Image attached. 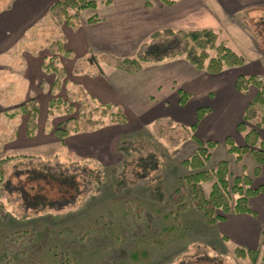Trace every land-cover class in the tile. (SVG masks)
I'll return each mask as SVG.
<instances>
[{
  "label": "rangeland",
  "instance_id": "obj_1",
  "mask_svg": "<svg viewBox=\"0 0 264 264\" xmlns=\"http://www.w3.org/2000/svg\"><path fill=\"white\" fill-rule=\"evenodd\" d=\"M13 1L0 0V9L12 7ZM18 1L14 4L23 2L28 8L23 22L33 23V18L43 14L44 4L48 0ZM82 15L87 20L85 12ZM46 19L43 17L33 24L29 37L35 36L36 40L29 39L25 44L30 48L37 47V50L47 47L41 53L51 54L46 38L55 34L58 38L60 36L46 25ZM232 21L239 32H224L220 38L227 35L224 40L228 45L247 59L245 68H257L254 75H264V9L241 12L232 16ZM58 26L63 36L64 25ZM140 38L133 39L134 45L127 51V56H137L142 45ZM98 54L100 56L94 61L88 59L87 62L94 67L98 62L114 63V59L107 56L108 52ZM63 61L70 72L66 78L69 81L90 82L87 77L94 76L91 68L86 70V78L76 77L71 71L73 61ZM243 67L238 66V69ZM50 79L52 77H48ZM41 90L39 96L42 101H49L53 97L49 85ZM59 95L67 99L68 87L62 85ZM75 105L72 115L57 114L53 118L48 117L44 108L40 118L43 119L42 124L46 125V132L51 135L38 138L39 144L28 150L10 148L12 143L4 145V137H1L0 160L9 155H36L33 159L24 157L15 160V163H23L17 168L13 167V163L6 162V177L11 178L12 184L16 186L19 179L14 173L18 168L36 165L44 157L55 161L54 157L59 156L66 166H72L74 160L91 159L86 162L88 167L96 171L95 175L101 173L102 179L98 184L96 180L92 183V188L96 190L90 188L86 192L87 181L84 177L88 173L86 169L84 171V162L80 164L82 166L78 170L82 172L80 188L83 192L75 204L58 211L50 209L49 212H36L25 208L18 193L5 191L0 196V204L4 205L0 208V264H253L249 258H239L235 254V247L241 245L237 226L244 227L237 216L229 214L228 221L209 224L193 203L190 192L183 202L178 200L176 189L180 186L179 178L189 174L182 162L195 152L198 144L192 139V130L173 124L171 118H187L190 116L188 111L174 107L166 110L171 118L156 117L151 121L143 119L139 122L132 120V123L121 127L112 125L107 119L106 128L99 132L105 134L104 139H94V135L86 146L76 143L62 147L53 130L71 116H79L80 105L77 102ZM96 105L97 102L90 101L91 108ZM260 116H264V107L260 108ZM249 126L254 127L253 122ZM2 127L0 125V130L4 129ZM109 129L111 134L106 132ZM122 142L127 145L125 149L122 148ZM218 142L207 168L214 169L219 162L227 160L231 183L236 175L245 171L258 185L260 177L255 175L254 158L246 156L244 162L238 163L225 144ZM125 150L132 158H125ZM148 155H152L154 169L141 166L138 162L139 158L145 159ZM211 183L206 184L207 194ZM251 201L255 208V199ZM261 202L264 207L263 200ZM182 203H185L184 207ZM255 215L264 226V209L258 210ZM260 247L262 257V242Z\"/></svg>",
  "mask_w": 264,
  "mask_h": 264
},
{
  "label": "crops",
  "instance_id": "obj_2",
  "mask_svg": "<svg viewBox=\"0 0 264 264\" xmlns=\"http://www.w3.org/2000/svg\"><path fill=\"white\" fill-rule=\"evenodd\" d=\"M55 1L48 0L44 4L43 14L33 18V23L23 22L28 9L23 2L18 5L14 4L16 2L14 0L12 7L10 5L0 9V91H2L0 125L4 128L0 130V140L4 137V145L12 143L10 148L13 149L28 150L39 144L38 138L51 135L46 132V125L42 124L43 119L40 118L44 108L48 115L50 100L42 101L39 96L44 86L49 85L52 90L54 84L55 75L46 73L43 69L44 59L50 53H41L47 47L37 50V47L30 48L25 43L29 39L36 40L35 36L29 37L33 24L41 21L43 17L46 19ZM97 1L99 3L97 8L81 12L82 24L79 28L63 26L66 41L64 45L71 54L61 56L60 60L67 75L70 72L64 59L73 61L71 71L76 77L86 78V70L91 68L94 70V76L88 74L90 82L87 80L75 82L71 79L70 81L75 86L83 87L99 103H111L124 108L128 122L123 125H112L121 127L132 123V120L139 122L143 119L151 121L156 117H169L166 110L176 107L188 111L190 116L183 118L176 115L178 118L175 119L178 120L169 117L173 124L182 127L184 124L181 123L193 122L194 132L201 139L221 141L227 150L226 139L229 136L238 144L245 143L244 134L239 131L238 124L242 121L256 88L251 87L248 92H241L236 82L238 76L254 75L257 71V68H245L248 64L247 59L243 68L226 67L218 74L199 70L182 56L146 63L143 70L137 73H128L103 62L96 63L97 66L94 67L87 61L92 58L94 61L101 52H108L107 56L110 57H126L127 51L134 45V38L141 37L139 42L143 43L154 31L166 28L174 30L213 28L220 35L224 32L230 34V31L239 32L237 25L232 21V16L250 10L264 9V0H176L173 5H165L160 0H150V4H147V0ZM21 12L23 13L20 14ZM83 12L87 20L83 19ZM94 15L101 19L89 22V18ZM226 38L227 35L223 40ZM263 76L262 74L259 78ZM48 77H52L51 81ZM180 91L189 94L185 104L181 103ZM32 98L38 100L41 112L38 131L35 136L29 137L27 134L29 116L20 112V107L23 102ZM104 128L106 126L94 132L73 133L64 143H60L62 147H70L76 143L86 146L92 140L91 136L95 135L94 139H104L105 134L99 133ZM257 130L264 139V128L258 127ZM53 132L57 137L54 130ZM106 132L111 134L110 129ZM218 144L219 142L217 146ZM246 156L252 155L246 154L244 158ZM244 158L238 163L244 162ZM255 175L260 177L258 185L264 184V164L260 173ZM253 182L255 183L254 180ZM251 199H255V208ZM251 199L250 205L252 204L253 210H256L255 214L258 210L264 209L261 202L262 200L264 202V192ZM255 214H232L237 216L239 223L244 226L243 228L237 226L240 232L239 243L251 248H258L261 242L262 244L264 242V226L255 218Z\"/></svg>",
  "mask_w": 264,
  "mask_h": 264
},
{
  "label": "trees",
  "instance_id": "obj_3",
  "mask_svg": "<svg viewBox=\"0 0 264 264\" xmlns=\"http://www.w3.org/2000/svg\"><path fill=\"white\" fill-rule=\"evenodd\" d=\"M165 5H173L176 0H160ZM147 0V4H150ZM97 0H56L49 9V16L46 25L53 29L54 34L59 33L60 38L53 35L47 37L51 54L45 57L43 69L46 73L55 75L54 84L51 90L53 97L49 101L48 117L53 118L57 114L72 115L76 109L75 103L80 106L79 116L70 117L68 120L59 123L54 129L55 134L62 143L67 137L78 132H94L100 130L107 124V119L112 124L123 125L128 122L125 110L121 106L111 103H99L94 97L80 86L73 85L67 80V71L61 63V56H70V51L65 48V37L59 26L66 25L73 29L81 26V12L85 9H95L98 7ZM101 18L94 15L89 18V22H97ZM58 23V24H57ZM185 57L191 64L199 70H205L211 74H218L226 67H237L245 64V58L232 49L226 40L220 38V33L213 28H201L174 30L171 28L154 31L149 39L142 43L137 56L115 57L111 65L128 73H137L143 70L146 63L160 62L166 59ZM93 60V58H92ZM62 85L68 87V98L64 99L59 95ZM237 88L241 92H248L251 87L256 88V92L248 104L242 121L238 124V129L244 134L245 143L238 144L232 137H227L226 144L229 153L235 155L236 161L241 162L246 154H251L257 166L255 173L259 174L264 164V139L261 138L257 128H264V116H260V108L264 107V79L257 75H240L236 82ZM181 103L188 101L189 94L180 91ZM90 98V99H89ZM90 101L97 102L94 108L90 107ZM20 112L29 116L27 122V134L29 137L35 136L39 128V115L41 106L36 98L23 102ZM14 117V114H13ZM254 124L250 127L248 123ZM72 123V124H70ZM194 125L182 126L192 130V139L198 144L195 152L182 163L189 171V174L180 177V186L176 189L179 193L178 200L183 202L189 192L192 194L193 203L209 224L224 222L229 214H255L250 205V199L264 192V184L255 186L253 179L247 173H242L234 177L233 183L230 181V165L227 160L219 162L214 169L207 168L212 156L213 149L217 146L215 140H203L194 132ZM121 144V143H120ZM122 148L127 147L123 143ZM136 152V150H134ZM125 150V158H132ZM134 156V155H132ZM35 158L36 155L19 154L9 155L0 160V196L6 191H14L22 199V206L31 208L36 212H49L50 209L60 210L66 206L76 203L78 196L83 192L80 188V176L78 168L84 162V171L87 184L85 191H90L92 183L101 181V173L96 174L92 168L88 167L89 158L74 160L72 166H66L55 156L52 161L47 157L39 160L38 164L30 167L18 168L14 176L19 179L16 186L6 177L4 164L13 163V167L23 164L15 160L22 158ZM46 159V160H45ZM152 155L147 158H139V164L147 168L154 166L151 164ZM21 162V163H20ZM143 164V165H142ZM73 167V169H71ZM13 175V173H12ZM212 182V183H211ZM211 183L210 192L206 193V184ZM185 203H182L184 207ZM4 207L0 204V208ZM264 244V242H263ZM261 247L251 248L243 245L235 247V254L239 258H249L253 264H264V256H260Z\"/></svg>",
  "mask_w": 264,
  "mask_h": 264
},
{
  "label": "built area",
  "instance_id": "obj_4",
  "mask_svg": "<svg viewBox=\"0 0 264 264\" xmlns=\"http://www.w3.org/2000/svg\"><path fill=\"white\" fill-rule=\"evenodd\" d=\"M260 79H263L262 77Z\"/></svg>",
  "mask_w": 264,
  "mask_h": 264
}]
</instances>
